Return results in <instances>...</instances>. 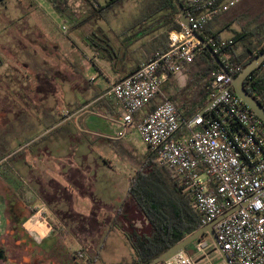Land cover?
<instances>
[{"label":"crops","instance_id":"obj_1","mask_svg":"<svg viewBox=\"0 0 264 264\" xmlns=\"http://www.w3.org/2000/svg\"><path fill=\"white\" fill-rule=\"evenodd\" d=\"M103 1L98 0L101 6ZM242 1L210 19L202 36L233 42L259 29L264 35V21L247 27L235 22L238 14L231 21L223 18L237 12ZM157 18L159 14L146 18L143 25L150 30L141 38L118 34L115 25L99 27L114 51L106 58L95 53L101 66L94 62L75 69V59L65 55L67 67L54 68L47 60L64 57L29 47L18 56L22 66L9 67L0 57V155L15 153L0 171V242L8 236L24 252L23 264H85L78 261L77 252H84L92 264L132 263V250L115 223L119 215L130 213L128 190L134 174L126 170L118 176V166L100 145L118 151L128 163L139 159L133 142L139 136L136 130L114 138L120 131L115 122L120 109L107 92L164 46L169 48L168 38H160L164 32L152 30ZM257 38H251L255 45L264 41V36ZM236 45L241 52L242 44ZM92 70L96 72L86 76ZM174 78L162 86L158 104L168 97L166 88ZM146 153L141 160L148 162L152 153ZM11 219H18L19 226L9 227ZM211 249L215 252L214 244L207 254Z\"/></svg>","mask_w":264,"mask_h":264},{"label":"built area","instance_id":"obj_2","mask_svg":"<svg viewBox=\"0 0 264 264\" xmlns=\"http://www.w3.org/2000/svg\"><path fill=\"white\" fill-rule=\"evenodd\" d=\"M239 1L189 0L190 28L181 23L180 31L169 33L165 53L113 83L107 95L120 109L115 121L120 131L114 138H124L129 130L138 132L155 164L179 177L202 227L239 207L214 226L230 263L264 264V122L232 92L231 76L220 69L212 74L210 102L192 117L181 114L168 97L144 113L168 78L181 75L205 48L193 32L201 35L210 19L230 11ZM205 40L216 54L232 44ZM222 58L226 60V55ZM14 154L0 155V171ZM210 244L200 239L192 255L183 252L165 264H211ZM76 258L92 264L84 252H77Z\"/></svg>","mask_w":264,"mask_h":264},{"label":"trees","instance_id":"obj_3","mask_svg":"<svg viewBox=\"0 0 264 264\" xmlns=\"http://www.w3.org/2000/svg\"><path fill=\"white\" fill-rule=\"evenodd\" d=\"M3 1L0 0V3ZM47 1L58 15L63 16L67 13L66 3L63 0ZM81 1L85 11L82 13V17L74 22V29L78 31L79 37L92 52L97 53L100 57L106 58L105 55L111 57L114 55V51L112 45L109 44V38L100 29L91 30L92 26L103 17V10L108 6H101L98 0ZM121 1L110 0L107 5L110 6ZM159 1L161 7L153 10L154 15L159 14V18L152 25V30L154 32H164L160 36L162 41L164 36L168 38L170 32L180 31L182 26L178 23L180 13L174 0ZM180 2L186 14L191 12L189 0H180ZM87 28H89V31ZM148 30L150 28L146 24H142V27L136 25L126 34L141 38ZM86 32L88 35L91 34L92 37L85 36ZM258 36H264L261 29L238 35L231 45L223 49L222 53H217V56L224 60L226 69L231 70L234 76H237L249 62L264 51V41L259 40V44L255 45L251 40V38L256 39ZM211 39L216 42L220 41L217 36H212ZM237 42L243 46L241 52L237 51ZM167 48V45L164 46L163 50L158 51L155 56L163 54ZM222 54L226 55V60L222 58ZM94 65L95 63L92 62V66ZM218 69L220 68L213 57L204 48L197 53L192 63L184 67L183 71L186 70L185 86L180 88L172 84V86L166 88L168 98L181 114L186 115L187 118L192 117L209 104L212 93V74ZM171 79L172 76L168 78L170 81ZM244 86L264 105V63L246 79ZM158 98L160 97L153 99L144 108L145 114H149L158 106L156 101ZM135 119L139 121L138 116ZM150 153L148 151V155ZM151 156L152 160L145 162V171L150 173L149 176L144 173H137L136 176L131 178L128 190V203L131 207V214L119 215L115 223L124 234L132 250L131 264L150 263L180 240L202 227L199 216L191 206V197L185 192L179 177L165 168L158 167L153 160V155ZM137 221L142 224L140 228L135 225ZM11 226L18 227V219L9 220V227ZM197 242L189 245L185 253H191Z\"/></svg>","mask_w":264,"mask_h":264},{"label":"rangeland","instance_id":"obj_4","mask_svg":"<svg viewBox=\"0 0 264 264\" xmlns=\"http://www.w3.org/2000/svg\"><path fill=\"white\" fill-rule=\"evenodd\" d=\"M63 1L66 3L67 10V13L63 16L58 15L47 0H4L0 3V57L4 64L9 67L22 66L18 56L26 51L24 47H29V50L38 49L45 53H54L64 57L62 60H47L49 63H53L52 67L54 68L65 69L67 67L65 55H69V59H75V69H79L78 65L80 64L83 65L82 67H90L92 62H95L97 66L102 65L97 54L90 51L79 37L78 31L74 29V22L80 19L85 11L82 1ZM103 3L104 7H108L103 10V17L92 26L91 30L100 29L99 27L107 29L106 27L115 25L118 34L121 32L127 33L136 25L142 27L146 18L153 15V10L161 7L159 0H122L110 6L107 5L105 0ZM238 7L240 11L233 10L223 18L231 21L230 19L234 17V14H238L234 18L235 22H238V25L245 23L247 27L252 26L251 23L264 21V0H244ZM64 26L66 30L63 29ZM87 29L89 31V28ZM87 35L86 32L85 36ZM88 36L92 37L91 34ZM30 41H36L37 45H29ZM94 71L86 72V76H92L96 72ZM112 82H116L114 78ZM172 83L180 88L185 86L186 70L175 77ZM133 142L140 156L138 160L133 158L131 163L125 161L124 155L118 151L103 145H100V148L101 151L106 149L107 157L114 160L115 165L118 166V176L124 175L126 170L134 176L137 173H144L149 176L150 173L145 171L146 160H141V157H145L147 154V147L143 144L140 136H135ZM134 157L136 156L134 155ZM8 162L3 165L4 168L8 166ZM2 219L1 217L0 220L3 221ZM135 225L139 228L142 226L139 221L135 222ZM2 230L0 229V231ZM207 238L209 239L208 236ZM1 240L3 242H0V253L4 254V257H0V264H23L22 255L24 252H20V248L13 246L14 244L8 236L3 237ZM209 241L212 243L210 239ZM66 247L71 250V246L66 245ZM192 254L193 251L189 253V255ZM208 254L211 264H215L221 259V255L217 251L212 252V249L209 250ZM78 261L80 262V260Z\"/></svg>","mask_w":264,"mask_h":264},{"label":"water","instance_id":"obj_5","mask_svg":"<svg viewBox=\"0 0 264 264\" xmlns=\"http://www.w3.org/2000/svg\"><path fill=\"white\" fill-rule=\"evenodd\" d=\"M176 3L179 13H180V20L182 25H184L186 28H190L188 24V16L180 2V0H174ZM193 35L197 37L202 45L205 47V49L208 51V53L213 57L215 63L220 68V70L227 75L231 76V86L230 89L232 92L237 95L241 100L248 106L260 119L264 122V105L260 103L250 92H248L244 86V82L246 79L257 69H259L263 63H264V51L256 56L251 62H249L240 72L237 76H232L224 64L221 62L217 54L211 49V47L208 45L207 41L199 34L193 32ZM239 207H235L231 211L227 212L225 215H223L218 221H216L213 224H209L207 226H203L197 231L191 233L187 237L180 240L178 243L173 245L171 248H169L167 251L162 253L160 256L155 258L153 261H151L148 264H161L165 263L168 260L172 259L177 254L183 253L186 251L187 247L191 245L192 243L200 240L204 236H208L210 240L213 242L215 246V251H217L221 255V260H224L226 264H231L229 261V258L227 254L223 251L222 246L219 244L216 238V233L214 230V226L221 220L228 217L231 213L236 211Z\"/></svg>","mask_w":264,"mask_h":264},{"label":"flooded vegetation","instance_id":"obj_6","mask_svg":"<svg viewBox=\"0 0 264 264\" xmlns=\"http://www.w3.org/2000/svg\"><path fill=\"white\" fill-rule=\"evenodd\" d=\"M0 257L3 258L4 257V254L0 253Z\"/></svg>","mask_w":264,"mask_h":264}]
</instances>
